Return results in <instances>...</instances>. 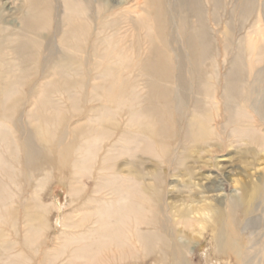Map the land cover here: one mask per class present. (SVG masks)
Here are the masks:
<instances>
[{
    "label": "bare ground",
    "instance_id": "obj_1",
    "mask_svg": "<svg viewBox=\"0 0 264 264\" xmlns=\"http://www.w3.org/2000/svg\"><path fill=\"white\" fill-rule=\"evenodd\" d=\"M228 5L222 50L233 57L222 74L210 23L219 25ZM263 5L261 0H0V264H28L31 253L43 254L40 264H119L154 254L152 264H191L193 240L184 235L181 241L178 226L192 228L195 213L216 218L220 253H240L235 214L252 197L246 185L226 208L169 213L165 184L179 175L208 180L186 165L191 158L200 162L187 155L196 143L207 144L201 156L226 147L229 138L263 145L255 125L258 112H250L259 109ZM250 19L255 21L246 28ZM57 97L74 112H86L76 129L57 130L64 116ZM28 103L31 109L24 113ZM217 138L219 143L210 144ZM139 152L166 158L152 186L141 182V172L123 170L119 163ZM55 155L70 165L59 171L68 178L70 205L91 198L62 216V231L45 250L51 210L62 213L60 200H43L54 178ZM230 163L216 160L215 174L229 180ZM20 176L27 189L17 197L12 186ZM255 189L254 196L264 192V186Z\"/></svg>",
    "mask_w": 264,
    "mask_h": 264
},
{
    "label": "rangeland",
    "instance_id": "obj_2",
    "mask_svg": "<svg viewBox=\"0 0 264 264\" xmlns=\"http://www.w3.org/2000/svg\"><path fill=\"white\" fill-rule=\"evenodd\" d=\"M261 3H264V0H261ZM21 6L24 7V4H22ZM230 6L228 5L229 8H227L225 11L223 10L220 12L219 18H221V22H219V25H214V23L212 22L210 23V25L212 24L211 28L213 29V35L214 37H216L215 39L217 46H219L220 48L218 50V53L221 54L218 55L217 57L218 58L217 70L222 74L223 73L225 74L228 71L229 62L233 57V55L227 56V54H225L222 50V45L225 41L224 33L227 22V17L225 16V14L226 15L229 14L230 9H232V7ZM259 11L258 13H260L261 16V28L264 34V19H263L264 5L260 8ZM254 21H255L254 19H250L246 25V28L252 26ZM241 24H242L241 22H237L238 26ZM244 33L245 31L241 33L237 32L236 34L238 38H241L242 36H244ZM224 61L227 62L224 64L223 63ZM226 64L227 66L225 67ZM256 68L258 70L260 69L261 71L260 80L258 82V88H257L258 90L256 92L258 101L255 103L257 109L258 108L259 109L257 111L250 109V112L253 113L258 112V114H256L255 125L258 129H260L259 133L264 137V111L262 109L264 106V91H263L264 90V84H263L264 60L259 64H257ZM55 99L59 100V103L62 104L64 109L63 123L61 122L60 126L57 125V130L59 131L63 129L73 130L75 127L78 126V124H80V122L83 121L82 117L84 118L86 112L84 111V114L82 113L83 111L80 112L82 114L81 116L79 112L77 113L71 110L69 104L66 103V99L59 97ZM24 109H25L24 113L29 111L31 109L30 104L28 103ZM21 111L22 109L16 115V118L20 117V115L22 114ZM219 121L220 120H218V122ZM122 130L118 131L110 142H114L115 140H117ZM219 140L220 139L217 138L211 141L210 144L219 143L220 142ZM226 143H227L226 147L220 149L219 147H214L212 148L213 151L211 154H203L202 156L200 155V152L202 151V149L206 150L207 144L196 143L194 145H191V149L188 150L187 155L188 156L192 155L193 157H195V159L200 158V162L196 163L194 162V158H191L189 162L186 163V165L192 169L195 168V171H197L198 174L203 173V175L206 176L209 175L208 180H204L201 178L200 181L199 180L200 174L196 177V179L192 181L189 180L188 177H185L183 175L180 176L179 174H178L179 176H176L174 178L173 183H171L172 179H170L169 182L165 184V189L167 192V200H165V202L167 203L170 201L171 203L170 206L171 208L167 207V211L169 213L172 212L174 213L176 212V210H180V209H185V208L191 209L195 206L203 207L208 205L212 206L214 210L217 211L220 208L223 207L226 208V205L229 203L231 199L240 197L243 194L242 186L246 185L249 188V195L252 197H250V200L245 205V207L243 209L236 211L235 214L236 220L238 221L235 229L236 239L242 245V251L240 253H234L231 250H227L225 253H220L218 251L217 244L215 242V237L218 234L219 227L215 223L216 218L214 220L211 219L212 214L209 215L210 217L208 215L200 216L199 214L196 213L192 214L191 215L192 220L195 221L193 222V227L187 229L184 228L183 225H179L178 226L179 237H181L180 239L182 241L186 239L184 237L188 235L193 240L192 254L190 255L191 264H264V192L260 195L254 196L256 193L255 188L257 186H264V140H263V145L260 147L252 143V141L250 140L246 142L245 141L240 142L239 140L234 139L233 142V139L229 138ZM109 146H110L109 144L106 145L104 154ZM47 154L49 155V153ZM224 158H230L231 159L230 165L233 167V172H232L233 175L231 174L230 176L231 178L229 177V180L228 179L226 180V178L224 177H218L217 174H215L214 165L216 164V160L219 161ZM55 160H56V169L52 173V176H54V178L52 182L48 184L45 190L43 191V194H45L43 200L46 204H51L53 201L60 200L62 205V213L59 214L56 210L54 209L51 210V213L49 215L50 216L49 223L51 229L46 234L48 242L47 245L44 247L45 250L54 247L56 237L62 231L61 229L62 227L59 225L62 216L67 213H70L75 206L78 205L80 206V204H82L85 201V200L80 201L73 207L70 205V201L68 197L67 175L62 174V176L64 175L63 178L66 176L65 178L67 181L65 180L60 183V179L62 178V176L59 173V171H61L64 168L66 169L70 167V165L67 160H63V158L58 157V155L57 156L55 155ZM203 160L205 162H201ZM164 162H166V158L164 159L157 156H151L150 154H147L145 152H139L138 156L133 159H131L128 156H124L119 161L121 168L123 170H127L128 168H134V170L141 172L142 176L144 177L141 182L146 185L149 184L150 186L155 184L154 175L155 173L162 171ZM131 163H133V165H131ZM15 169L20 174L21 168L15 166ZM185 169L186 168L184 166L181 167L180 172L183 173ZM216 176L218 177V179ZM23 182L25 183V180H23V178L20 176L17 181L18 185H13L14 187L12 186V190L15 195L16 194L19 195V192L21 190L27 189V184L26 183L24 184ZM87 183L88 182L86 181V184ZM18 186L19 189L17 191V189L15 188H18ZM95 186H96V182H93L90 185L91 187L90 189H94ZM32 187L34 186L32 185ZM171 191H173L172 194ZM179 191H182L183 193L182 195L185 196V198H183L185 202L178 201L180 200ZM191 194L195 196L194 202L192 201V198L194 196L192 198H189V195ZM171 195L177 197L176 199H174L173 201L174 203L171 200L172 198ZM90 198L91 197H89L84 202V204H86ZM173 206H176L177 209H173ZM167 211L166 213H168ZM215 215H217L216 212L214 213L213 216ZM178 219L179 218H176V220ZM243 252L245 253L247 252V254ZM67 256L68 255L66 254L64 257L66 258ZM29 257H31L32 259L28 264H40L43 258V254L39 253L34 257L33 253H31ZM156 258H158V254H154L151 257H145L144 255H141L137 259H131L124 262L122 261L121 263L119 262V264H152L153 260ZM61 263L62 262H59L58 264ZM168 264L170 263L168 262Z\"/></svg>",
    "mask_w": 264,
    "mask_h": 264
}]
</instances>
